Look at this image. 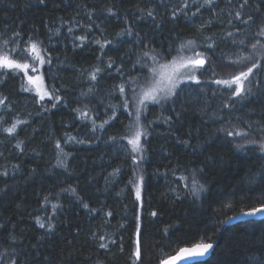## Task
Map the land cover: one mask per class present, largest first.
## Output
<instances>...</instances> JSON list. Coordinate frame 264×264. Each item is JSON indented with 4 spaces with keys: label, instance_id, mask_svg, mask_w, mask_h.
Masks as SVG:
<instances>
[{
    "label": "trees",
    "instance_id": "16d2710c",
    "mask_svg": "<svg viewBox=\"0 0 264 264\" xmlns=\"http://www.w3.org/2000/svg\"><path fill=\"white\" fill-rule=\"evenodd\" d=\"M240 2L215 0L218 7L214 11L202 9V14L193 17L195 6L188 0V15L180 13L172 20L171 11L183 0H45L44 4L0 0V47L4 39L9 40V48L27 42L30 36L42 41L52 64L43 65L36 74L44 75L48 91L55 85L62 97L61 102L45 97L37 103L34 91L21 90L27 79L23 72L0 83V97H7L10 105L0 106V115L10 118L0 127L10 126L17 116L28 121L17 129L15 137L0 131V253H14L20 264H130L137 227L134 221L140 217L143 264H158L185 245L214 240L218 243L213 255L200 264H264V219L222 223L264 203V152L259 144H245V139L264 136L226 135L249 124L253 129L259 126L264 118V83L250 85L254 95L238 102L233 110L222 107L230 92L217 88L209 78L226 79L246 70V62L232 63L243 50L226 44L224 37L231 31L233 39L244 38L234 28L246 30L245 26L232 19ZM13 3L17 6L12 7ZM107 8L116 15L101 11ZM147 10L156 13L155 20L146 16ZM165 15L168 19L161 22ZM209 20L210 28L198 33L200 24ZM128 27L133 36L116 35ZM21 30V36L12 35ZM85 34L89 41L100 39L103 43L107 39L112 43L105 45L103 55L95 43L74 47L81 43L76 38ZM204 37L219 43L214 54L205 47L211 40ZM189 40L196 41L197 51L211 56L216 75L209 70L200 75V85L192 81L180 84L179 95L172 101L148 104L141 117L149 132L143 141L145 159L139 166L145 177L141 208L129 185L134 166L124 150L127 141L120 139L126 135L125 125L134 119L129 116L134 111L132 89L125 85L126 95L121 96L114 86L133 78L143 82L148 76V68L142 67L145 63L151 66L142 55L148 50L144 45L170 52L167 58L171 60ZM188 54L192 53L182 52ZM109 59L114 61L111 69L107 68ZM95 67L104 69L102 78L90 81L89 72ZM120 67L123 75L117 72ZM205 68H209L207 63ZM28 75H33L30 69ZM254 79L261 80L255 70ZM125 99L129 100L128 110L122 107ZM52 103L57 107L52 108ZM75 109L88 112L91 119L81 117ZM113 112L116 118L103 130H92L93 119L99 125ZM168 117L171 121L165 123ZM17 140L24 142L22 152L16 147ZM57 141L63 151L55 147ZM238 144L245 147L239 149ZM116 169L119 171L114 172ZM199 169L204 170L202 174ZM194 180L204 185L198 196L191 192ZM153 211L158 215L151 216ZM37 217L45 228L39 227ZM48 223L54 225L52 230ZM101 236L105 239L100 240ZM100 243L108 248H100Z\"/></svg>",
    "mask_w": 264,
    "mask_h": 264
},
{
    "label": "snow or ice",
    "instance_id": "6c2138e0",
    "mask_svg": "<svg viewBox=\"0 0 264 264\" xmlns=\"http://www.w3.org/2000/svg\"><path fill=\"white\" fill-rule=\"evenodd\" d=\"M40 4H44L45 0H38ZM193 5L195 6V10L191 12L193 17L198 14H202L201 10L204 9L206 11H214L218 5L215 4V0H202V2L197 3V0H192ZM15 3L12 4V7H16ZM166 7V6H165ZM189 8L188 0H183V4L174 8L171 13V19L175 20L178 14L182 13L184 16L188 15V12L185 11ZM239 10L235 11L232 19L236 21H240L242 25L245 26L246 30H242L239 27H235L234 31L236 33H241L244 38L242 39H233V32L229 31L224 33L225 43L233 46H236L238 50H243L240 54L236 55L233 64H239L242 62L245 63L246 70H241L238 73L230 74L228 78L214 79L212 83L216 85L222 86L225 90L230 92V95L227 96L225 102L222 104L223 108L235 109V106L238 102H243L247 100L249 96L254 95L252 91V87L250 85H254L255 83H264V0H242L238 4ZM101 11H107L111 15H116L112 8L101 9ZM91 15V14H90ZM155 15L152 10H147L146 16L153 18L155 20ZM97 19H100V16H97ZM168 19V16H163L162 21ZM211 20L203 22L196 29L198 33H203L206 29H209L211 26ZM229 23H232L230 20ZM253 25L254 27H248L249 25ZM160 23L156 24L157 28H160ZM89 29L91 25L87 26ZM34 30V29H33ZM69 33L72 32V29H68ZM101 33H103L104 29H100ZM133 29L128 27L124 30V32H118L116 35H128L133 36ZM2 35V33H0ZM13 36L19 37L22 35L21 31H13ZM139 37V33L135 34ZM81 43L79 45L74 44V47H83L85 42L95 43L100 45V51L103 55V50L105 45L111 44L112 41L105 39L103 43L100 39H94L89 41V37L87 34L82 35L78 38ZM140 40L143 37L139 38ZM206 40H211L210 43L205 45L208 51H211L213 54L215 53V49L219 47V43L210 38L204 37ZM247 41V43H246ZM137 46H139V40L135 41ZM9 40H3V46L0 47V83H3L5 79L9 75H19L20 72H23L26 76V84H21V90L23 92H35V96L39 97V100L36 101L40 103L45 100V97L48 98L49 101L61 102L62 97L58 94L60 89L56 88L55 85H52V90L48 91L45 87L44 75H37L40 67L45 64L51 65L52 58L48 53L47 49L42 47V41L29 37L27 42H22L16 44L15 47H8ZM148 50L142 53L143 57H146L150 62L151 66L147 63L143 64L142 67L148 68V76L143 79V82H140L139 78H133L132 80H125L124 84L114 86L116 90L120 93L121 96L126 95V87L125 85H130L132 89L131 96V107L134 111L129 112V116L134 115V119L128 125H125L126 135L121 137L120 139L126 140L127 145L125 146V151L129 153L130 159L133 164V176L129 180V185H131L134 189L135 201L140 202V207L143 208V199L142 192L144 189L145 177L144 174L139 170V166L142 161L145 159L144 153L146 152V146L143 141H146L149 132L147 131V125H145L141 117L147 111L148 104H161L162 102H170L173 100V97H178L179 92L178 89L180 84L185 81H192L196 85H200L202 83L200 76L197 75V72L200 75H206L209 70L212 71V75L215 76L216 73L214 71V65L211 63V56L206 55L204 52H200L196 50V41L189 40L187 44H182L180 49L177 50V55L172 57L169 60L167 57L171 55L170 52L164 53L155 48H151L149 45H144ZM171 48V45L169 46ZM190 51L191 55H182V52ZM246 52V54H244ZM15 56L21 57V59L30 60L31 63L20 62V60L14 58ZM100 59V57H97ZM162 61V62H161ZM137 64H140L141 61L137 60ZM206 63L209 65V68L206 69ZM114 61L109 59L107 64V68L111 69L113 67ZM250 64V66H247ZM136 65H133L135 67ZM29 69L33 73V75H28ZM254 70L256 73H259L261 76V80L254 79ZM104 72V69L101 67H95L93 70L89 72L88 78L90 81H98L101 77V73ZM117 72L123 75V68H117ZM55 79V77H53ZM92 89L89 88V92ZM235 98V99H233ZM7 97H0V106H5L6 108L10 107V105L6 104ZM52 108L57 107V103L51 104ZM115 106H113L114 108ZM122 107L125 110H128L130 107L129 100L125 99L123 101ZM262 110H264V106H262ZM47 111V109H45ZM74 111H80L79 109H75ZM180 113H177L179 116ZM81 117H87L91 119L88 112L80 111ZM115 112L113 115L109 117L108 120H104L99 125L96 124V121L93 119L92 122V130L96 131L97 128L103 130L105 125L109 124V120L115 119ZM10 119V118H9ZM9 119H6L5 116L0 115V125H6L9 123ZM171 121V117L165 121V123H169ZM28 123L27 120H22L18 116L15 120L10 123V126L0 127V131L7 133L10 137H15L17 135V129L21 125H26ZM151 123V122H149ZM223 130V129H222ZM227 136H235L241 138H247L253 135L264 136V118H262L259 126L253 129L252 125H247L246 129L241 131H227ZM69 139L75 140V137H70ZM110 140H117V137H109ZM78 143H84L85 141H76ZM24 142L21 140H17L16 147L23 151L21 145ZM245 144L255 145L259 144V149L261 152H264V138L262 139H245ZM245 144L236 145L237 148L243 149ZM55 147L57 149L61 148V144L57 141ZM2 155V153H0ZM59 164L61 166H65L62 160H59ZM119 169L114 170V172H118ZM201 174L203 173V169L198 170ZM7 175V173H4ZM183 178V177H182ZM187 187V185L185 186ZM204 188L203 184H200L198 180H194L191 188L192 195L199 194L200 190ZM75 192V189H72ZM59 207V206H54ZM83 207L88 208V204H84ZM261 215L264 217V203L260 205V207H254L249 212H240L237 215L240 216H255ZM108 215H112L111 212ZM151 216L155 217L158 215L156 211L150 213ZM235 217H227L228 220L234 219ZM39 223L40 228H45L46 225L42 222H39V217L36 218ZM140 217L136 218L137 227L135 232V244L134 251L132 252V256L130 257V264H143V256H142V245H143V233L140 223L138 221ZM226 222V221H222ZM47 228L52 230L54 225L51 223L47 224ZM167 231V229L165 230ZM15 239V237H13ZM100 240H104L105 237H99ZM113 244L116 243L115 240L111 241ZM262 243H264V238H262ZM32 247H36V245H32ZM100 248H108V245L105 243L99 244ZM213 248L211 243H202L197 246L195 249H182L183 255L181 257H174L173 261L180 260L181 264H200V258L209 252L210 249ZM121 252H123V246L120 248ZM264 255V254H262ZM7 260L8 264H20L19 260L15 258V254L13 253L10 256H6L4 253H0V264H4V261ZM48 258L45 257V261ZM159 264H170V261L165 259L159 262Z\"/></svg>",
    "mask_w": 264,
    "mask_h": 264
},
{
    "label": "water",
    "instance_id": "95a60500",
    "mask_svg": "<svg viewBox=\"0 0 264 264\" xmlns=\"http://www.w3.org/2000/svg\"><path fill=\"white\" fill-rule=\"evenodd\" d=\"M258 207H260V206H257V208ZM249 211H251V209H248V210H245V211H242V212H249ZM230 217H235V218L234 219H231V220L226 219L225 225H232V224H235L237 222L247 221V220H250V219H260V220L261 219H264V217H262L259 214L258 215H255V216H240V215L234 214V215H232ZM202 243H211L213 245V248L210 249L207 254H205L203 257L200 258V262L201 261H205V260L209 259L213 255V252L215 250V247H216V245L218 243L217 240L208 241V242H197V243H194V244H191V245H185V246L181 247L180 249H178L174 254L168 256L165 259L169 260L170 261V264H181L180 260L177 259V260L173 261V258L174 257H181L183 255V253L181 251L182 249L192 250V249H195L197 246H199Z\"/></svg>",
    "mask_w": 264,
    "mask_h": 264
},
{
    "label": "rangeland",
    "instance_id": "374dc122",
    "mask_svg": "<svg viewBox=\"0 0 264 264\" xmlns=\"http://www.w3.org/2000/svg\"><path fill=\"white\" fill-rule=\"evenodd\" d=\"M188 55H191V54H188ZM197 75L200 76V73L197 72ZM209 78H210L211 80H214V79H212V77H209ZM185 82H186V81H185ZM183 83H184V82H183ZM181 84H182V83H181ZM216 87L219 88V89L222 88V86H220V85H216ZM162 103H163V102H162ZM258 177H259V176H258ZM258 177H257V178H258Z\"/></svg>",
    "mask_w": 264,
    "mask_h": 264
}]
</instances>
